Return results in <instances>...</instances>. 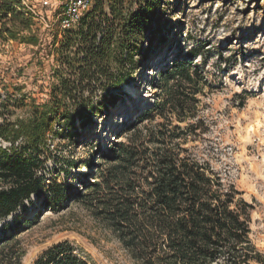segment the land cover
<instances>
[{
  "label": "rangeland",
  "instance_id": "374dc122",
  "mask_svg": "<svg viewBox=\"0 0 264 264\" xmlns=\"http://www.w3.org/2000/svg\"><path fill=\"white\" fill-rule=\"evenodd\" d=\"M43 1L27 0L37 9ZM127 11L135 16L130 29L135 36L123 44V65L116 67L124 82L94 94L90 118L77 117L73 125L60 122L47 132L45 184L66 186L65 200L54 203L46 193L33 196L18 223L0 221V238H8L0 244V264H6L3 244L5 253L23 252L20 264H36L64 242L93 264H135L73 196L86 192L84 184L94 181L105 152L127 141L128 125L163 121L156 111L161 100L157 83L180 61L192 62L207 81L192 121L198 129L187 147L251 204V239L264 253V0H128ZM42 12L47 22L31 19L28 28L9 24L16 38L0 31V100H18L0 124L27 123L33 107L50 102L60 77L69 72L61 63L67 33L59 28V11L47 7ZM33 36L37 41L30 43ZM130 102L132 113L127 112ZM0 145L9 146L1 139ZM27 218L34 224L26 227Z\"/></svg>",
  "mask_w": 264,
  "mask_h": 264
},
{
  "label": "trees",
  "instance_id": "16d2710c",
  "mask_svg": "<svg viewBox=\"0 0 264 264\" xmlns=\"http://www.w3.org/2000/svg\"><path fill=\"white\" fill-rule=\"evenodd\" d=\"M127 3L94 0L77 30L65 32L61 63L69 72L60 77L51 101L34 106L25 124H0V139L9 144L0 145V221L12 218L18 223L33 196L46 193L54 203L65 200L66 186L45 184L47 132L60 122L73 125L77 117L90 118L94 94L124 82L118 80L116 67L123 65V44L135 36L130 30L135 16L127 11ZM26 13L20 0H0L1 33L16 38L9 24L30 27ZM206 85L203 72L192 62H177L162 73L156 111L163 121L142 128V120L128 125L127 141L105 152L94 181L84 184L86 192L73 196L115 236L135 264H264V253L251 239L253 207L187 147L198 129L192 121ZM6 99L0 100L4 120L18 103L13 97ZM33 222L27 218L26 227ZM7 240L4 234L0 244ZM7 248L1 246L5 263L20 264L23 252L5 253ZM36 264L93 262L64 242L47 250Z\"/></svg>",
  "mask_w": 264,
  "mask_h": 264
},
{
  "label": "built area",
  "instance_id": "2783aa9c",
  "mask_svg": "<svg viewBox=\"0 0 264 264\" xmlns=\"http://www.w3.org/2000/svg\"><path fill=\"white\" fill-rule=\"evenodd\" d=\"M20 1L24 10L27 12V16L35 22H47L45 15L42 12L44 8L50 7L55 11L58 10V25L63 33L76 28L83 16L94 4V0H60L56 4L44 0L41 7L37 9L32 4H29L27 0Z\"/></svg>",
  "mask_w": 264,
  "mask_h": 264
},
{
  "label": "bare ground",
  "instance_id": "6f19581e",
  "mask_svg": "<svg viewBox=\"0 0 264 264\" xmlns=\"http://www.w3.org/2000/svg\"><path fill=\"white\" fill-rule=\"evenodd\" d=\"M133 91V94L135 95V96H137L136 95V93H135V91L134 90H132ZM134 105V103L133 102H130V109L127 111V112H129V113H132V111H131V107ZM104 124H108V121H104ZM105 133V132H104ZM89 171L90 170H88L87 171V173H89Z\"/></svg>",
  "mask_w": 264,
  "mask_h": 264
}]
</instances>
